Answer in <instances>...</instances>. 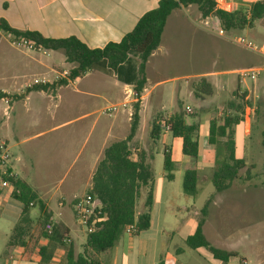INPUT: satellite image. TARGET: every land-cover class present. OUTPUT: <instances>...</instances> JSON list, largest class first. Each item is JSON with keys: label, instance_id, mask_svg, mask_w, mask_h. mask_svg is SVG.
Here are the masks:
<instances>
[{"label": "crops", "instance_id": "crops-1", "mask_svg": "<svg viewBox=\"0 0 264 264\" xmlns=\"http://www.w3.org/2000/svg\"><path fill=\"white\" fill-rule=\"evenodd\" d=\"M157 3L158 0H0V20H5L18 31H37L45 37H79L90 48L96 49L109 42H119ZM217 3L222 9L236 11L249 8L255 0H217ZM192 7L177 8L167 18L160 45L146 63V81L137 97L133 95L136 93L133 85L119 81L114 72L93 70L74 80L64 76L57 78L58 73L69 66L62 51L16 49L8 42L11 34L0 30V102L5 104L0 117V144H5L11 156L7 163L8 171L26 184L34 195V200L25 206L14 197L13 186L1 187L0 264H47L50 260L66 264L72 252L74 255L83 252L86 238L83 243L74 245L73 234L76 240L80 238L73 203L91 188L92 174L102 159L103 150L129 134L133 104L139 103V126L131 145L137 146L136 152L146 151L151 156L153 152L150 154V149H141V126L177 114L172 109L160 114L163 104L159 97L153 99V93L164 80L148 73L150 59L161 51L169 22L175 20L177 25L187 24L189 29L193 27L216 40L225 41L197 26V19L186 14V10ZM198 19H202L199 12ZM208 19L219 22L215 17L203 20ZM223 73H235V70ZM214 74L217 73L210 71L200 75ZM34 79H45L46 82L34 84ZM59 80L67 82L57 84ZM44 85L46 89L36 88ZM192 88L196 90V86ZM195 92L188 89L190 95L200 100L201 95ZM189 105H179L178 113L186 116L184 108H190ZM110 106H116V110L110 114L101 113L103 108ZM206 112L200 114L208 145L210 117ZM150 130L148 128L146 133L148 140ZM159 140L163 149L170 151L174 170L183 172L186 159L181 152V139L163 131ZM169 143L171 147H168ZM136 152L133 157H136ZM214 158L212 146L208 145L200 154V161L197 159L196 162L197 180L200 168L210 169L212 177ZM59 171H64V174L62 177L56 174L59 180H53L55 172ZM210 197L212 199V195ZM233 198L236 196L226 194L219 200L224 202ZM161 207L156 219L153 220L150 214L147 230L136 235L124 231L113 248L96 256L99 262L140 264L147 257L150 246L141 245L139 240L143 233L155 227L161 237L166 234L179 236L182 244L165 247L159 239L152 245L155 256L149 264H264V224L250 217L249 207L242 209L245 215L236 232L231 231L230 224L224 220L227 218L222 216L221 219L214 208L205 209L203 216L195 198L173 207L166 199ZM219 211L222 212L221 209ZM49 217L53 218L51 234L44 231ZM200 220L211 246L233 251L237 256L223 263L213 259L206 248L187 247L186 238L196 231ZM58 230V242L52 241ZM239 251L244 255L240 256Z\"/></svg>", "mask_w": 264, "mask_h": 264}, {"label": "trees", "instance_id": "trees-1", "mask_svg": "<svg viewBox=\"0 0 264 264\" xmlns=\"http://www.w3.org/2000/svg\"><path fill=\"white\" fill-rule=\"evenodd\" d=\"M191 5L197 8L202 19L209 17L218 19L226 32L252 27L256 21L264 17V1L256 2L249 9L227 11L218 7L217 0H158L157 6L145 13L119 42H109L103 48L96 49L90 48L83 39L75 36L50 38L37 31H18L11 28L5 20H0V30L24 37L44 50L62 51L65 62L72 65L69 80L93 70L114 72L119 81L133 85L136 94L140 95L146 81L144 75L146 63L160 45L167 18L173 10ZM66 82L67 80H59L57 84ZM36 88L43 90L47 86ZM234 94L237 95V92ZM240 97L244 101L243 108L230 101L229 107L234 108L236 112L214 117L207 125V143L216 149L215 169L211 177L216 192L229 189L238 171L245 166L244 160L235 155L233 126L245 121L252 103L246 99L245 92ZM138 109L139 103L136 102L133 104L129 134L125 139L113 142L103 150L102 159L97 163L92 174L91 188L87 193L100 202L106 219L96 224L92 233H87L83 252L76 255L72 252L66 264H101L96 256L113 248L126 227L134 226L133 234L136 235L150 226L148 211L136 213L137 200L142 188L147 189L144 206L151 207L155 175L152 166L154 159L151 155L146 151H139L136 152V157H133L134 148L131 140L139 126ZM167 125L171 136L181 139V152L186 159L183 165V192L194 196L197 193L199 126L185 123L182 113L173 114L169 119L153 122L150 130L153 141L159 140L163 128ZM162 154L164 176L166 180L171 181L174 178L175 163L168 149H163ZM1 177L19 190L18 193L13 191V195L25 206L34 200V195L26 184L18 179ZM201 212L204 216L205 210L202 209ZM185 242L190 249L206 248L213 259L223 263L237 256L233 251L216 248L208 243L202 231V220L199 221L196 231L188 236Z\"/></svg>", "mask_w": 264, "mask_h": 264}, {"label": "rangeland", "instance_id": "rangeland-1", "mask_svg": "<svg viewBox=\"0 0 264 264\" xmlns=\"http://www.w3.org/2000/svg\"><path fill=\"white\" fill-rule=\"evenodd\" d=\"M190 18L197 19V26L207 30L203 19H198V11L193 6L186 10ZM202 20V21H201ZM209 23H210V19ZM175 21V20H174ZM173 20L168 24L166 33L162 38V47L156 57L150 59L148 73L152 77L164 80V83L153 93V99L160 98L163 107L160 114L166 110L172 109L178 114L179 105L190 104V112L184 108L183 117L185 123L200 125L199 127V157L203 149L207 147L206 132L202 122L201 114H206L210 119L223 115L234 114V108L229 107L230 101L235 102L241 108L244 107L241 94H247L246 99L251 101L252 108L245 118V121L233 126V140L235 145V155L244 160L245 166L238 171L237 177L233 180L231 187L224 192H216L211 185V170H199L197 180V193L194 197L187 195L182 189L183 172L173 171L174 178L171 181L166 180L163 170V143L161 140L153 141L147 139V130L152 128V124L144 123L140 128V146L141 149H150L153 152V201L150 208L144 206L147 189L142 188L139 199L137 200L136 213L149 212L151 218H157L163 202L167 199L168 205L173 207L177 204H184L195 198L196 205L201 209L210 210L214 208L218 215L222 216L231 226V231H238L246 206L250 208L249 215L255 222L264 224V72L260 74L255 82L247 78H238L236 73H223V71L239 70L241 68L258 66L262 64V58L255 53L238 46L229 41H219L199 30L189 29L187 24L177 25ZM188 22V21H187ZM208 31V30H207ZM231 36H242L250 40L257 46H264V17L256 21L252 27H245L243 30L228 32ZM72 65L65 71L68 72ZM64 71V70H63ZM216 72L211 76H202L205 72ZM62 72V71H61ZM196 86V90L194 88ZM197 91L201 95L200 100L194 95L188 93ZM237 92V95L234 94ZM256 95V96H255ZM177 102V104H176ZM4 103L0 102V117L3 113ZM206 109V110H205ZM241 112V110H240ZM73 111L70 112L72 114ZM166 118H159L165 120ZM161 137V136H160ZM160 139V138H159ZM225 140V139H224ZM171 144L169 143L168 147ZM133 153L137 146L132 145ZM215 155V148L212 147ZM215 169V158H214ZM64 171L55 172L53 180H59ZM83 192V191H81ZM233 195L236 198L221 201L219 198L225 195ZM212 195V199H210ZM209 200L207 202L206 199ZM217 200H219L217 204ZM217 204V205H216ZM222 210L220 212L219 210ZM224 209V210H223ZM158 229L153 227L151 231L143 233L139 240L140 244L148 245L147 259L144 258L140 264H149V260L155 256V249L152 246L160 239L165 247H176L181 245L179 236L166 234L161 237ZM80 240L75 239L74 245L85 241V227L79 225L77 230ZM236 234V233H235ZM60 231L58 230L52 237V241L58 242ZM79 241V242H78ZM230 243V242H226ZM138 244V243H137ZM81 250V247H78ZM239 255L244 253L239 251ZM47 264H59L51 261Z\"/></svg>", "mask_w": 264, "mask_h": 264}, {"label": "built area", "instance_id": "built-area-1", "mask_svg": "<svg viewBox=\"0 0 264 264\" xmlns=\"http://www.w3.org/2000/svg\"><path fill=\"white\" fill-rule=\"evenodd\" d=\"M261 1H264V0H255V3L261 2ZM204 25L209 32L214 33L215 35L223 38L226 41L232 42L238 46H241L247 50H250L251 52L255 53L256 55L262 58L261 65L241 68L235 71V73L238 75V78H247V79H250L252 82H255L257 78L260 76V74L264 72V46H257L253 44L250 40L242 36L229 35L228 32H226L225 29L221 26L220 22L210 21L209 23V20H204ZM8 42L12 47L16 49H20V50H44L40 47H37L32 41L24 37L14 36L12 34L10 35ZM67 75H68V72L64 70L58 73L57 78H60L61 76L67 77ZM45 82H46L45 79H34L33 80L34 84H41ZM133 95L137 97L136 93H133ZM115 110H116V106L105 107L102 109L101 113L110 114L111 112ZM186 111H190V108L186 107ZM168 129H169V126L167 125L163 128V131L168 132ZM10 158L11 156H10L8 149L6 148L4 143H1L0 144V173H1V176H7V177L15 179L13 173L11 171H8V168H7V163ZM1 176H0V187L8 188L12 186L8 180L3 179ZM12 188H13V191H15L16 193L19 192L18 189H15L14 187ZM73 212L75 214V218L77 222L79 223V225H82L85 227L86 233H92L95 229V225L100 222H103L106 219V215L101 209L100 202H98L93 196H91L88 193L77 198L74 201ZM44 231L47 234L52 233L53 231V218L52 217H49L47 221L45 222ZM124 231L132 234L134 232V226L131 225V226L126 227Z\"/></svg>", "mask_w": 264, "mask_h": 264}]
</instances>
